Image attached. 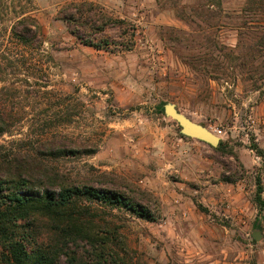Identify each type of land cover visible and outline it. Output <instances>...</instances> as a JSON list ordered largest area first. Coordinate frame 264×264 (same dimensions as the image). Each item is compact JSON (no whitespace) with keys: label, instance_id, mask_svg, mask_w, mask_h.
I'll return each mask as SVG.
<instances>
[{"label":"rangeland","instance_id":"374dc122","mask_svg":"<svg viewBox=\"0 0 264 264\" xmlns=\"http://www.w3.org/2000/svg\"><path fill=\"white\" fill-rule=\"evenodd\" d=\"M71 1L0 0V105L16 121L0 156L32 155L53 173L141 195L151 219L108 216L130 264H264V157L251 148H264V0H89L136 29L133 42L131 28L107 29L103 49L59 18ZM23 13L42 26L27 47L12 32ZM168 102L233 153L182 134ZM47 139L98 150L47 157L37 152Z\"/></svg>","mask_w":264,"mask_h":264},{"label":"trees","instance_id":"16d2710c","mask_svg":"<svg viewBox=\"0 0 264 264\" xmlns=\"http://www.w3.org/2000/svg\"><path fill=\"white\" fill-rule=\"evenodd\" d=\"M59 18L81 43L97 49L109 48L111 40L105 38L109 28L118 27L127 33L131 28V41L135 39L133 25L125 27L130 25L127 20L112 16L94 1H71L60 8ZM12 32L27 47L38 42L42 26L35 17L23 13ZM11 113V109L0 105V137L11 134L16 125ZM65 142L47 139L40 142L43 144L37 152L59 157L89 155L98 150L96 144L69 149ZM214 148L233 153L222 140ZM251 148L264 157V148L255 139ZM263 192L259 176L255 202L260 211L264 209ZM141 199L136 191L119 186L106 189L53 173L49 162L39 157L21 153L0 156V264H58L63 256L72 264H130L121 229L108 216L114 209H125L151 219ZM83 243L90 248L88 256L78 255L76 248Z\"/></svg>","mask_w":264,"mask_h":264},{"label":"water","instance_id":"95a60500","mask_svg":"<svg viewBox=\"0 0 264 264\" xmlns=\"http://www.w3.org/2000/svg\"><path fill=\"white\" fill-rule=\"evenodd\" d=\"M165 114L172 117L181 126L182 134L198 138L214 147H217L221 137L211 130L208 126L195 122L186 114L181 112L175 103L168 102L164 106ZM257 238L260 236L255 234Z\"/></svg>","mask_w":264,"mask_h":264}]
</instances>
